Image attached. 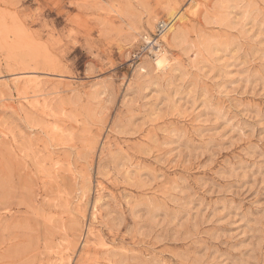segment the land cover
<instances>
[{"label": "rangeland", "instance_id": "374dc122", "mask_svg": "<svg viewBox=\"0 0 264 264\" xmlns=\"http://www.w3.org/2000/svg\"><path fill=\"white\" fill-rule=\"evenodd\" d=\"M196 1L0 0V264H264V0Z\"/></svg>", "mask_w": 264, "mask_h": 264}, {"label": "bare ground", "instance_id": "6f19581e", "mask_svg": "<svg viewBox=\"0 0 264 264\" xmlns=\"http://www.w3.org/2000/svg\"><path fill=\"white\" fill-rule=\"evenodd\" d=\"M198 4L199 0L196 1L195 6ZM169 15L172 20L165 22V28L159 33L158 39L145 37L147 45L144 49L147 50L142 54L144 56L134 63V72L137 76L147 74L150 70L157 74L169 69L174 70V61H177L172 56L173 47L187 39L185 30L178 26V23L184 22L186 16L172 10L169 11Z\"/></svg>", "mask_w": 264, "mask_h": 264}, {"label": "built area", "instance_id": "2783aa9c", "mask_svg": "<svg viewBox=\"0 0 264 264\" xmlns=\"http://www.w3.org/2000/svg\"><path fill=\"white\" fill-rule=\"evenodd\" d=\"M165 28V22L164 23H160V30L162 31Z\"/></svg>", "mask_w": 264, "mask_h": 264}]
</instances>
